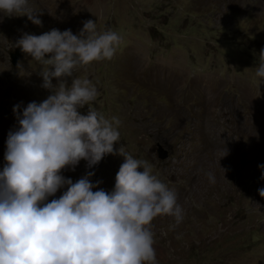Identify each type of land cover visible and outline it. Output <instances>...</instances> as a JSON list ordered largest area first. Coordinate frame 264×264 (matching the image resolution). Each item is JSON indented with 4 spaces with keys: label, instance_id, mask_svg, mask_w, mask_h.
<instances>
[{
    "label": "rangeland",
    "instance_id": "374dc122",
    "mask_svg": "<svg viewBox=\"0 0 264 264\" xmlns=\"http://www.w3.org/2000/svg\"><path fill=\"white\" fill-rule=\"evenodd\" d=\"M29 7L42 26L0 13V172L8 133L19 127L14 106L22 114L51 94L30 55L21 51L12 63L15 42L52 29L78 34L91 19L122 43L111 60L78 67L74 77L97 88L93 108L121 121L114 148L147 161L183 209L178 225L167 215L152 221L157 264H264V78L255 75L264 0H29ZM159 144L169 157L158 156ZM124 160L108 154L92 169L81 160L60 174L75 182L94 171L92 182L111 193Z\"/></svg>",
    "mask_w": 264,
    "mask_h": 264
},
{
    "label": "clouds",
    "instance_id": "9594fccd",
    "mask_svg": "<svg viewBox=\"0 0 264 264\" xmlns=\"http://www.w3.org/2000/svg\"><path fill=\"white\" fill-rule=\"evenodd\" d=\"M38 12L29 0H0V13L26 15L42 26ZM121 43L118 33L99 32L91 19L78 34L52 29L24 33L15 42L42 66V87L51 94L28 103L22 114L19 104L13 108L19 127L8 133L0 172V264H157L152 221L167 215L182 222L176 193L147 161L114 148L121 121L93 108L97 88L88 78L74 77L78 67L111 60ZM257 59L255 75L264 78V48ZM85 105L82 114L78 109ZM108 154L125 158L111 193L99 188L102 181L92 182L94 171L75 182L60 174L68 167L75 171L81 160L92 169ZM207 176L215 183L213 173ZM63 186L67 191L60 198L46 202ZM258 192L264 197V188Z\"/></svg>",
    "mask_w": 264,
    "mask_h": 264
},
{
    "label": "water",
    "instance_id": "95a60500",
    "mask_svg": "<svg viewBox=\"0 0 264 264\" xmlns=\"http://www.w3.org/2000/svg\"><path fill=\"white\" fill-rule=\"evenodd\" d=\"M22 52L19 48L15 49V52L11 53L12 63L16 65L21 58ZM158 156L162 159L169 157V151L161 144L158 145Z\"/></svg>",
    "mask_w": 264,
    "mask_h": 264
},
{
    "label": "bare ground",
    "instance_id": "6f19581e",
    "mask_svg": "<svg viewBox=\"0 0 264 264\" xmlns=\"http://www.w3.org/2000/svg\"><path fill=\"white\" fill-rule=\"evenodd\" d=\"M231 112V111H230ZM234 112V111H233ZM233 116V115H232ZM231 116V117H232ZM166 186L169 188V185L168 184H166ZM170 190H172V186H171V188H169ZM177 191V190H176ZM174 192V191H173ZM179 194V193H178ZM181 194V193H180ZM179 200V199H178ZM186 203V202H185Z\"/></svg>",
    "mask_w": 264,
    "mask_h": 264
}]
</instances>
